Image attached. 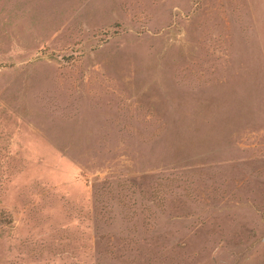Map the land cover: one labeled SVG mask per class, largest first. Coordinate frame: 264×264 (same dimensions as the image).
<instances>
[{"label":"rangeland","instance_id":"374dc122","mask_svg":"<svg viewBox=\"0 0 264 264\" xmlns=\"http://www.w3.org/2000/svg\"><path fill=\"white\" fill-rule=\"evenodd\" d=\"M0 264H264V0H0Z\"/></svg>","mask_w":264,"mask_h":264}]
</instances>
